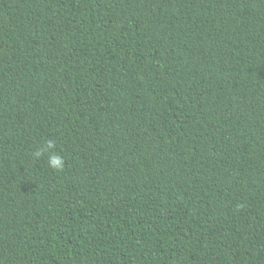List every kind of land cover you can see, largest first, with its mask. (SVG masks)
Wrapping results in <instances>:
<instances>
[{
	"label": "trees",
	"instance_id": "obj_1",
	"mask_svg": "<svg viewBox=\"0 0 264 264\" xmlns=\"http://www.w3.org/2000/svg\"><path fill=\"white\" fill-rule=\"evenodd\" d=\"M0 264H264V0H0Z\"/></svg>",
	"mask_w": 264,
	"mask_h": 264
},
{
	"label": "clouds",
	"instance_id": "obj_2",
	"mask_svg": "<svg viewBox=\"0 0 264 264\" xmlns=\"http://www.w3.org/2000/svg\"><path fill=\"white\" fill-rule=\"evenodd\" d=\"M56 148L55 140H47L45 143L38 147L34 153L35 157H41L44 153H49L48 155V165L53 169L62 170L64 167V158L55 151H52Z\"/></svg>",
	"mask_w": 264,
	"mask_h": 264
}]
</instances>
